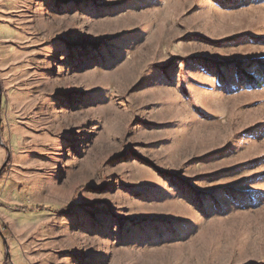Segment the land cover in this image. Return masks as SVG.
Wrapping results in <instances>:
<instances>
[{
    "label": "rangeland",
    "instance_id": "obj_1",
    "mask_svg": "<svg viewBox=\"0 0 264 264\" xmlns=\"http://www.w3.org/2000/svg\"><path fill=\"white\" fill-rule=\"evenodd\" d=\"M0 264H264V0H0Z\"/></svg>",
    "mask_w": 264,
    "mask_h": 264
},
{
    "label": "bare ground",
    "instance_id": "obj_2",
    "mask_svg": "<svg viewBox=\"0 0 264 264\" xmlns=\"http://www.w3.org/2000/svg\"><path fill=\"white\" fill-rule=\"evenodd\" d=\"M174 208V207H173ZM177 209H180L179 207H176ZM216 230V229H215ZM210 233H213V230H210ZM210 246V245H209ZM197 248H198V244H197V242H195V243H193V244H191V245H188L187 247H183V250H188L189 251V253L190 254H192V253H196V254H194L193 256H195V255H197L198 254V252L200 251H198V252H196L197 251ZM203 248H207V247H203ZM181 249H182V247H181ZM187 251V252H188ZM185 252V251H184ZM183 254V253H182Z\"/></svg>",
    "mask_w": 264,
    "mask_h": 264
},
{
    "label": "water",
    "instance_id": "obj_3",
    "mask_svg": "<svg viewBox=\"0 0 264 264\" xmlns=\"http://www.w3.org/2000/svg\"><path fill=\"white\" fill-rule=\"evenodd\" d=\"M6 247H7V255L9 256L8 246H6ZM9 258H10V256H9Z\"/></svg>",
    "mask_w": 264,
    "mask_h": 264
}]
</instances>
